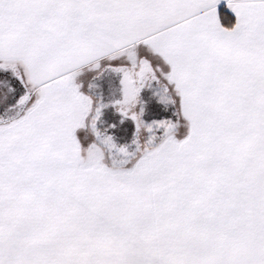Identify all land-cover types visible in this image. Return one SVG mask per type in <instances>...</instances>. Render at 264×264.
<instances>
[{
    "label": "snow or ice",
    "instance_id": "obj_1",
    "mask_svg": "<svg viewBox=\"0 0 264 264\" xmlns=\"http://www.w3.org/2000/svg\"><path fill=\"white\" fill-rule=\"evenodd\" d=\"M0 264H264V0H0Z\"/></svg>",
    "mask_w": 264,
    "mask_h": 264
}]
</instances>
